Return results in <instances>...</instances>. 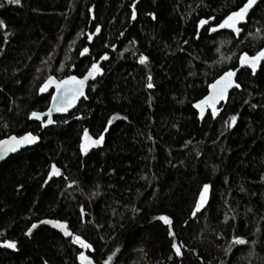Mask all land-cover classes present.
I'll list each match as a JSON object with an SVG mask.
<instances>
[{
    "label": "trees",
    "instance_id": "obj_1",
    "mask_svg": "<svg viewBox=\"0 0 264 264\" xmlns=\"http://www.w3.org/2000/svg\"><path fill=\"white\" fill-rule=\"evenodd\" d=\"M241 3L0 0V139L39 137L0 166V242L17 243L0 247V264H79L72 237L48 226L29 233L43 219L66 222L98 264H264V63L239 73L218 117L201 121L194 108L242 52L264 47V0L239 38L198 33L200 19L217 24ZM93 62L102 73L73 112L47 128L31 120L49 106L39 95L48 76H83ZM85 130L104 135L86 156ZM53 164L61 176L49 178Z\"/></svg>",
    "mask_w": 264,
    "mask_h": 264
},
{
    "label": "snow or ice",
    "instance_id": "obj_2",
    "mask_svg": "<svg viewBox=\"0 0 264 264\" xmlns=\"http://www.w3.org/2000/svg\"><path fill=\"white\" fill-rule=\"evenodd\" d=\"M9 4H16L19 5L21 3V0H7ZM257 5V0H242V3L240 6L237 7L236 10L231 11L224 17L223 20H221L217 24H210L209 22L213 19V17H208L207 19H200L199 25L200 26H206L205 31L209 34L216 33L220 30H230L232 35L235 38H239L241 34V27H238L241 22L245 21L249 10L253 8V6ZM3 4H0V7H3ZM91 11V9H90ZM137 13L135 9L133 8V11L131 12L132 19H136ZM153 19H155V16L153 15ZM7 25L4 23L3 20H0V29L6 28ZM100 28L99 26L96 27V32H99ZM259 32V29H257ZM7 34V33H6ZM89 40L92 39V35L89 34L87 37ZM216 51H219V48L216 49ZM89 52V49L87 47H84L82 51L80 52V55L83 56L86 53ZM101 60H107L108 56L107 54H104L100 57ZM147 57L141 55L139 57V62L141 64H144L147 61ZM264 60V48H261L255 54L249 55L246 52H242L239 55L238 63L240 66H247V68L251 69L252 73L255 74L257 70L258 64ZM102 73V68L98 66L97 63L93 62L88 68L86 74L82 78H77L76 76H69L67 79L62 81H55V78L53 76H48L47 80L40 86L39 92L44 93L48 90V88L55 83V86L57 88V94L52 96V105L49 107L46 114L49 119L43 120L42 114L37 112H32L31 117L35 118L37 120H41V124L44 126L54 124L55 121L51 119L52 113L55 112H66L69 107L72 106L73 102L79 97L84 94L83 89L85 86L86 81L89 78H95L97 74ZM236 75V71L234 68H230L228 70L223 71V73L216 79L212 85H210V88L213 89V91L208 95L205 96L202 100L198 102L195 107L200 109L201 114L204 112V108L201 107V105H205L206 107L211 109L212 116L215 117L218 109L217 104L220 101L225 100V93L226 91L233 87V85L236 88H240V85L238 83L234 82V77ZM151 80V77L148 78ZM73 85L72 88L67 87L69 83ZM148 88H152L153 84L148 83ZM231 122L234 124L236 122L237 117L233 115L231 118ZM111 123V121H109ZM105 131H107V128H105ZM39 137L36 135H33L31 132H26L23 135H9L5 139H0V159H3L4 156L9 152H17L19 149L35 144L38 141ZM104 135L103 133L100 134V136L96 139H93L92 137L88 136L87 130L84 131V136L82 138L81 144H80V150L81 152L86 151V147L91 146H97L100 145L103 142ZM87 141V146L84 141ZM49 178H52L54 176H61L60 169L57 168L54 164L51 166V171L48 173ZM75 183V182H73ZM210 185L204 184L202 188L199 191V198L195 202V208L191 211V215L195 216L197 212L200 211V209L204 206V204L207 202L208 199V193H209ZM84 215L83 208L81 209V216ZM158 221H162L165 225H171L172 221L169 216L167 215H161L159 217H156ZM42 223H48L51 224L53 227L61 229L65 236L72 237L73 243L79 244L81 248L84 249H91L92 245L87 243L84 239L81 238L79 235H73L66 227L65 223H61L58 221H43ZM36 224H33L31 228L28 229L29 233H31L33 228H36ZM168 235L173 236V232L169 228ZM233 243L237 245H243L247 242L240 237H235L233 240ZM5 247L7 248H15L16 245L12 241H6ZM171 248L174 250V253L177 257H180L182 255L181 246H179L176 242L171 243ZM78 259L80 260L81 264H93V260L89 258L88 255H85L83 251L79 252ZM112 259L111 256L108 257V260L105 261V264H108V261Z\"/></svg>",
    "mask_w": 264,
    "mask_h": 264
},
{
    "label": "water",
    "instance_id": "obj_3",
    "mask_svg": "<svg viewBox=\"0 0 264 264\" xmlns=\"http://www.w3.org/2000/svg\"><path fill=\"white\" fill-rule=\"evenodd\" d=\"M262 1H263V0H257V5L253 6V8L249 10V13H248V15H247L245 21L241 22V24L238 25V27H241V34H242V32H243V25H245V24L247 23V21H248L250 15H251V12H252L253 10H255V8H256V7H257ZM211 21H213V19H212ZM211 21H210V22H211ZM210 22H209V23H210ZM203 27H204V26H200V25H199L198 33H200V31L203 29ZM221 31H228V32H230V30H227V29H225V30H220V31H218V32H221ZM218 32H216V33H218ZM211 34H214V33H211ZM241 34H240V35H241ZM239 37H240V36H239ZM263 48H264V47H263ZM246 53H247V52H246ZM87 54H88V53H86L85 55H87ZM248 54H249V53H248ZM249 55H253V54H249ZM263 63H264V60H262V61L258 64V66H257V70H256L255 74L260 70V67L262 66ZM243 69H249V68H247V66H240L239 63H238V66L235 68L236 75H235V77L233 78L235 83H238V81H237V79H238V75H239V73H240ZM250 70H251V69H250ZM85 74H86V73H85ZM85 74H84V75H85ZM255 74H254V75H255ZM84 75H83V76H84ZM51 76H53V77L55 78V81H62V80H65V79H67V77H69V76H76L78 79L83 77V76H78V75H76V74H71V75H69V76H67V77H64V78H61V79L58 78V77L55 76V75H51ZM97 78H98V74L95 76L94 79H93V78H89V79L86 81L85 86H84V89H83L84 94H83L82 96H79V97L73 102L72 106L68 108V110H67L66 112H55V111H54V112L52 113L51 119L55 121V118H56V117L67 116V115H69L71 112H73V111L79 106V104L81 103V101L84 100V99L87 97V92H88V88H89L90 84L93 83L94 81H96ZM217 79H218V78H217ZM46 80H47V79H46ZM46 80H45V81H46ZM215 80H216V79H215ZM215 80H214V81H215ZM45 81H44V82H45ZM214 81H213V82H214ZM44 82H43V83H44ZM213 82H212L211 84H209V87H208V93H207L206 96H208V95L213 91V89L210 88V85H212ZM43 83H42V84H43ZM238 84H239V83H238ZM239 85H240V84H239ZM67 87H69V88H72V87H73V85L71 84V82L69 83V85H68ZM240 88H241V86H240ZM240 88H236V87L233 85V87L229 88V89L226 91V93H225V100L218 102V104H217V109H218V111H217L215 117H213V118H216V117H218V116L220 115V112H221V109H220V108H221V106H222L224 103H226V102L228 101L231 92H232L234 89H240ZM56 94H57V88H56V86H55V83H53V84L48 88V90H47L46 92H44V93L39 92V95H40V96H42V95H50V103H49V106H48V108H47L46 110H44V111H33V112H37V113L42 114V119H43V120H47V119H49V117H47V116L44 115V114L47 113L49 107L52 105V96H53V95H56ZM203 98H204V97H203ZM203 98H202V99H203ZM202 99H200V100H202ZM200 100H199V101H200ZM199 101H197V102L194 103V108H195V110H196L197 113H198V119L202 121V120L206 117V115H207L209 112L211 113V109L208 108V107H206L205 105H201V107L204 108V112H203V114H201L200 109L197 108V107H195V105H197ZM211 114H212V113H211ZM30 117H31V116H30ZM31 120H33V121H35V122H39V123H41V120H37V119L32 118V117H31ZM41 125H42V124H41ZM52 125H53V124H50V125H47V126L42 125V128H47V127L52 126ZM87 132H88V130H87ZM31 133H32L33 135H36V134H34L33 132H31ZM24 134H25V133H24ZM22 135H23V134H22ZM18 136H19V135H18ZM36 136H37V135H36ZM88 136L91 137L90 134H89V132H88ZM4 139H5V138H4ZM37 142H38V141H37ZM37 142H36L35 144H32V145H29V146H26V147L21 148V149H19L17 152H9V153H7V154L4 156L3 159H0V166H1V164H2L3 162H5V161L8 159L11 155H14V154H16V153H18V152H20V151H22V150H24V149L34 147V146L37 144ZM84 142H85V144H86V146H87V141L85 140ZM95 147H99V145H97V146H95ZM92 148H93V146H91V147H86V151L83 152V155L86 156V155L92 150ZM54 177H59V176H54ZM54 177H52V178H54ZM43 221H58V222H61V223H65L67 229L72 233L71 229H69L68 224H67L66 222H64V221H60V220H53V219H43V220H41V221H39V222L34 223V224H36L37 226H36V228H33V229H32L31 233L34 232V231H36V230H38L40 227L48 226V227H51V228H53V229L59 231L60 233H62V234L64 235V233H63V231H62L61 229L55 228V227H53L51 224H48V223H42ZM72 234H73V233H72ZM64 236H65V235H64ZM65 237H66V238H69V236H65ZM5 242H6V241H5ZM5 242H0V247H1V248H7V247L4 246V245H5ZM12 242H13V241H12ZM14 243H15V245L17 246V243H16V242H14ZM15 248H16V247H15ZM7 249H10V248H7ZM11 249H14V248H11ZM81 251H83V252L85 253V255H88L89 258L93 260V264H98V263L94 260V258H93V257L87 252L86 249L82 248ZM81 251H80V252H81ZM78 256H79V253L77 254V261H78L79 264H81L80 260L78 259Z\"/></svg>",
    "mask_w": 264,
    "mask_h": 264
},
{
    "label": "rangeland",
    "instance_id": "obj_4",
    "mask_svg": "<svg viewBox=\"0 0 264 264\" xmlns=\"http://www.w3.org/2000/svg\"><path fill=\"white\" fill-rule=\"evenodd\" d=\"M198 198H199V196H198ZM205 204H206V203H205ZM205 204H204V205H205Z\"/></svg>",
    "mask_w": 264,
    "mask_h": 264
}]
</instances>
